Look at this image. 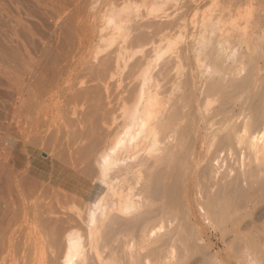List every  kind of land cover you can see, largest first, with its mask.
I'll use <instances>...</instances> for the list:
<instances>
[{
    "label": "bare ground",
    "instance_id": "bare-ground-1",
    "mask_svg": "<svg viewBox=\"0 0 264 264\" xmlns=\"http://www.w3.org/2000/svg\"><path fill=\"white\" fill-rule=\"evenodd\" d=\"M123 2L42 88L9 80L43 119L2 151L0 264H264V0Z\"/></svg>",
    "mask_w": 264,
    "mask_h": 264
},
{
    "label": "rangeland",
    "instance_id": "rangeland-1",
    "mask_svg": "<svg viewBox=\"0 0 264 264\" xmlns=\"http://www.w3.org/2000/svg\"><path fill=\"white\" fill-rule=\"evenodd\" d=\"M118 2H120L122 4H120ZM112 3H114L115 5ZM125 4L126 3L123 2V0H122V2L120 0H114V1L113 0H108V1L107 0H0V138H1V141H0V150H1L0 151V176H3V174L6 173V175L4 174L5 176H3V178L2 177L0 178V185H2V186L4 185V182H1V181H2V179L6 180V178H4V177H6L7 173L10 172V171H7V168H5L4 171L1 168L7 167L8 165H11L13 161H14V163L17 162L16 155L17 154L19 155V152L21 151L20 150V148L22 146L21 142L24 139L26 140V138L21 136L22 135L21 133H23V131H25V130H18V127H16V126L18 125L19 129H20V127L21 128L23 127L22 129H24L26 127H29L27 123L25 124V122H28L29 125L34 126L36 124L37 119H39V118H40V120L43 119L40 117V116L43 117V114L41 113V115H39L40 112H43V110L41 108H39V106H37V108L42 110V111L39 110V112H37V113L35 111V114H34L33 110H32L33 111L32 112L31 110L28 109L31 107L30 109L35 110L36 104L38 103L37 100L39 101V100L43 99V95L41 97V94H43V90H41V91L37 90V92H36L35 90H36V88H38V85H36V83L31 84V85L37 86V87H35V90H27V89H30V87L32 88V86L31 85H30V87L27 86L24 80L27 79L28 77H31V80L34 81V79H32V77L35 78V76H36L38 78L37 83L39 84V88H42V87H40V86H42L41 84L43 82L46 83V81L49 80V78H48V80H46L47 79L46 74L53 75V73H51V72L54 71V74L56 72L53 69L59 70L58 68H60V70H61V69H63V67L65 68L66 63L67 64L69 63L70 60L67 58L68 57L67 52L70 50H73V52L75 49L77 50V48L81 42L80 40H82V35L84 34V32H87V30H89V29L86 30V28H88V27H85V25H84L85 22H87L88 20H91L94 23H96V26H101L102 22L104 20L106 22L108 17L111 15L110 10L112 9V6H118L117 9L121 10V8H124ZM141 8L142 7H140L139 10H141ZM142 10L145 11V9H143V8H142ZM92 12H94L95 14L93 13V15H92ZM89 14H91V15H89ZM107 14H108V17L105 16ZM88 17L91 19H88ZM105 17H106V19H105ZM93 18H95V19H93ZM96 21H98V22H96ZM86 26H87V24H86ZM96 29H97V27H96ZM104 31H105V33H102V36L105 34V36L103 38H105L109 34V32H108L109 29H107V30L105 29ZM172 37H175V36L172 35ZM102 41H104V43L106 42L103 39H102ZM102 41H100V42H102ZM100 44H102V43H100ZM19 53H20V55H19ZM19 58L21 60V63H19L20 62ZM28 63L30 65H28ZM48 65H49V67H48ZM57 65H59V66H57ZM12 67L15 70H18V69L23 70V68H26V67L29 69L31 67V69L29 71L30 73L28 71L26 72V70H29V69H26L22 72H19V71L15 72V70H13ZM35 69H37V70H35ZM32 70H34V71H32ZM36 71H39V72H36ZM24 72H25L27 78H26ZM33 72H35L34 73V74H36L35 76H34ZM48 72H50V73H48ZM37 73L40 75V77ZM51 75H49L50 78H51ZM20 78H22V80H20ZM9 80L10 81L11 80L16 81V82L22 81L21 83L22 84L24 83V85H22L21 83L16 84V82L12 83ZM32 83H34V82H32ZM44 83H43V85H45ZM10 84L12 87L15 86L13 84H16L18 86L22 85L27 89L25 90V88L22 86H21V89L19 87L15 86L16 88L20 89V90H15V91H18L19 94H20V92H22V88H24L23 89L24 90L23 95H22V93H21L22 96L15 94L16 95V98H15V95H14L15 91H13L15 89V87L8 88V87H11ZM44 87L45 86H43V88ZM10 89H13V90L11 91ZM37 93H38V95H37ZM26 95H27V97H31L30 100H33V102L31 101L33 104L31 102H30V104H26V103L24 104L23 101L26 102V101H28L26 99H29V98L22 99V102H21V97L23 98ZM17 96H19V98H20L19 101L21 102V103H19V105L21 104V106H22V104H23L26 106H22V108H21V106H17L18 105V101H16V100H18ZM34 96L37 98L32 99V98H34ZM39 96L41 99L39 98ZM34 103H35V108L33 107ZM14 105H16L15 108H13ZM17 107H20V108H17ZM24 107H26L27 109H25ZM38 109H37V111H38ZM14 112H16V113H14ZM17 112H18V114H17ZM20 112H23V114H21ZM19 113H20V115H24V116L27 113L26 114L27 117L31 116V114H32V116H36L38 113L39 114L36 116L37 119L35 118V123H33L34 120H29V119H33L34 117H32V118L28 117L29 119L28 118L24 119V118H26V116L23 117L22 120L25 122H23L22 120H19L22 117V116L20 117ZM28 113H31V114L29 115ZM13 114L16 117H18V120H16V117H14ZM14 118L16 121H18V124L14 120ZM11 119L14 120L16 123H14V121H11ZM7 122H8V124H7ZM11 123H12V125H13V123L15 124L14 127H16V131H12L13 127H11L12 126ZM30 123H33V124H30ZM9 125H11V126H9ZM9 127L11 128V130H9ZM5 130H6V132H5ZM7 130H9V132H11V133L15 132V135L14 134H8L9 132H7ZM18 131H19V133H17ZM4 133H5V135H4ZM16 133H17V135L18 134L20 135V136L18 135L19 136L18 139L16 138V136H17ZM9 135H11L12 140L9 139V138H11ZM6 138H7V141L9 140L10 142H13V143L8 144L6 141ZM13 139L15 141H13ZM38 144H40V143H38ZM36 146H38V147H36ZM3 147L4 148L10 147V149L8 151H5V149ZM41 148H43V147H41V145L35 144V146H31V150L29 152V154L33 155L32 161H35V163L37 165L36 170L39 173H43V170L44 171L50 170L51 166L54 163L53 162L54 161V157H53L54 153L53 154L49 153V151L51 149H49V150L47 149V151L45 152V150L41 149ZM2 151L7 152L8 156H10L11 158L6 156V153H4ZM47 152L49 154H47ZM2 153H4L5 158L6 157L9 158L5 162L6 166H3V167H2V164H4V163H2L3 162L2 160H4V159H3ZM9 175H8V177H9ZM0 188H1L0 190H3L5 192L4 189H6V188H4V187L2 188L1 186H0ZM2 192L0 194H2ZM92 197L95 198V195L92 194ZM213 233L214 232L211 231V229L204 230V239H205V242L207 244L217 243V241H218L217 236H215V233L214 234ZM214 251H223V247L222 246H215Z\"/></svg>",
    "mask_w": 264,
    "mask_h": 264
}]
</instances>
